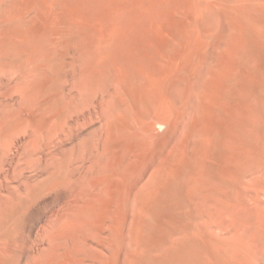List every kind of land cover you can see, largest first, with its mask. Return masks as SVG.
I'll return each mask as SVG.
<instances>
[{
    "label": "bare ground",
    "instance_id": "obj_1",
    "mask_svg": "<svg viewBox=\"0 0 264 264\" xmlns=\"http://www.w3.org/2000/svg\"><path fill=\"white\" fill-rule=\"evenodd\" d=\"M70 1H1L0 71L17 83L0 100V174L11 162L7 149L32 174L24 171L14 189L0 195V264H13L17 256L36 264L18 248L45 237L55 251L45 264H98V249L107 241L121 245L132 196L146 202L140 203L144 207L175 180V169L172 176L163 162L178 131L176 87L192 78L194 51L188 62L180 61L184 28L194 24L202 2L112 0L116 16L101 29L66 18ZM146 17L162 27L174 22L175 31L166 37L137 35ZM36 22L43 23L35 27ZM241 64L240 58L217 60L200 88L218 108L204 104L201 110L212 119L230 116L231 132L242 128L264 150V110L248 115L251 110H242V99L233 93ZM7 82L0 76L1 84ZM196 135L202 148L199 171L188 182V227L170 248L176 249L177 264L190 252L210 264H264V152L257 166L249 164L256 166L251 176L247 164L249 173L240 165L244 174L215 180L208 177L213 151L236 141L211 129ZM152 168L157 183L138 193ZM41 204L49 211L61 207V213L47 220L42 233H24L22 219ZM117 216L121 236L114 232Z\"/></svg>",
    "mask_w": 264,
    "mask_h": 264
},
{
    "label": "rangeland",
    "instance_id": "obj_2",
    "mask_svg": "<svg viewBox=\"0 0 264 264\" xmlns=\"http://www.w3.org/2000/svg\"><path fill=\"white\" fill-rule=\"evenodd\" d=\"M1 1L0 10L3 7ZM193 1L196 3L201 1L203 4L201 3V7H198L200 9L195 10L194 24L184 28L182 40L185 48L180 56V61L186 63L194 51L192 78L181 81L176 87L175 93L178 95L180 116L178 131L167 146L168 152L166 151V160L163 162L165 170L170 172L175 169L174 183L171 189H164L168 187L164 186L159 194L147 199L146 207L140 205V203L146 202L141 201L140 198L137 200L135 196H132L126 224H122L119 216L116 218L117 224L114 232L121 236L122 226H124L121 245L118 241L117 243L107 241L100 247V250L98 249L101 258L98 264H177L176 249L170 248L176 237L181 234L178 233L181 228L188 227L184 215L187 213L188 206L189 209H192V206L188 204V182L192 175L198 173L200 167L197 157L202 147L200 137L196 135L199 130H216L226 137L231 136L236 141L233 146L225 142L220 143L213 151L210 157L212 166L208 173V177L211 179L216 180L215 176L225 178L232 177L234 174L241 175L243 171L238 169L242 166L244 173L249 166L248 171L255 170L257 164L254 161L261 159L260 156L264 155H262L264 150L262 148L260 150L255 144L256 140L253 135L241 133L242 128L235 135L231 132L229 127L233 126V118L225 116L223 119H212L210 114L201 110V106L204 104L205 107L210 106L217 109L218 102L207 99L200 88L204 78L216 69L217 60L225 56L229 59L240 58L244 70L240 78L232 84L233 93L242 99V110L244 108L251 110L248 115L264 110V0ZM130 2L139 3L140 0H130ZM69 5V11L67 8L64 16L66 18L68 16L73 23H83L87 28L90 26L104 29L116 16L112 0H71ZM42 23L36 22L34 26L38 27ZM48 26H52V23H49ZM174 29V22L162 27L161 22L154 17H146L143 23L138 24L135 33L137 35L166 37L174 32ZM0 76L5 80L8 79L7 84L0 83L1 100L6 96L9 88L15 87L17 81L11 73L0 71ZM245 113L247 115L246 111ZM7 152L9 154L8 161L11 162L3 167L0 174V195H6L14 189L24 171L28 176L32 174V170L25 168L27 166L23 158L18 160L15 157L14 150L7 149ZM250 163L256 164V166L249 165ZM240 165L242 166L239 167ZM171 166L175 168L172 169ZM252 172L251 170L250 176L253 174ZM171 173L173 174V172ZM249 175L245 176L248 177L247 182L245 181L246 184H249ZM236 177L238 176H233V178ZM245 177H240L243 183ZM156 183V169H149L138 184L137 192L144 193L146 189L155 186ZM139 200L141 202L138 204L137 201ZM61 210V207L55 206L49 211L45 204H41L29 211L22 219L24 233L31 231L33 236L37 234L36 232H41L44 230L47 220L56 218ZM119 223L122 224L121 227ZM18 251L20 254L29 252L37 259L36 264L52 262L55 254L50 240L46 237L43 241L29 239L22 243ZM194 251L193 248L192 253H195ZM195 254L196 257L190 252L186 255L187 257H183L181 260L179 258L178 264H210L204 258L199 257L197 253ZM32 262L29 261L26 264ZM13 264H24V257L17 256L13 260Z\"/></svg>",
    "mask_w": 264,
    "mask_h": 264
}]
</instances>
